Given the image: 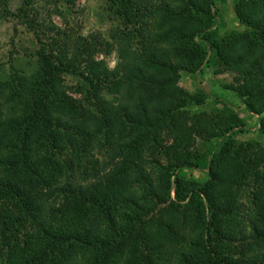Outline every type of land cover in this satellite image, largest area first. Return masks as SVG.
Listing matches in <instances>:
<instances>
[{"label":"trees","instance_id":"obj_1","mask_svg":"<svg viewBox=\"0 0 264 264\" xmlns=\"http://www.w3.org/2000/svg\"><path fill=\"white\" fill-rule=\"evenodd\" d=\"M10 1L0 0L4 18L13 16ZM22 1L17 17L34 29L33 6L44 0ZM108 7L119 21L109 42L50 24L34 69L0 81V264H264V147L228 138L208 160L197 137L210 142L244 122L229 109L194 118L188 109L206 95L179 85L211 53L264 136V0H236L244 30L224 37L214 29L215 0ZM112 52L114 69L97 58ZM67 76L81 83L69 87ZM150 142L156 156L146 167L138 153ZM105 147L101 166L95 154ZM119 158L100 181L69 182ZM184 169H207L208 181L194 188L179 177Z\"/></svg>","mask_w":264,"mask_h":264},{"label":"rangeland","instance_id":"obj_2","mask_svg":"<svg viewBox=\"0 0 264 264\" xmlns=\"http://www.w3.org/2000/svg\"><path fill=\"white\" fill-rule=\"evenodd\" d=\"M236 0H215L214 10L217 13L214 29L220 37H224L232 31H243L234 11ZM23 4L22 0H11L9 11L13 16L4 18L0 7V81L6 80L16 71L31 72L38 60L37 51L42 47L40 40L47 41L50 35L47 26L54 24L61 29L71 30L75 34L84 38L98 36L102 42H109V35L112 30L119 26V21L114 18L108 7V0H44L35 2L31 19L35 21L34 29H31L20 20L17 15ZM38 36V37H37ZM98 59L105 60L110 69L118 65V57L115 52L109 56L99 54ZM209 54L208 62L200 72L194 75L185 72L180 73L179 85L192 94L203 92L206 101L202 106H193L188 110L194 118L204 116L215 120L223 109L231 110L243 122L244 126L232 130L225 137H215L210 142H205L197 137V147L204 155L217 153L222 144L228 139L233 138L240 143L255 142L264 147V136L261 133L260 117L247 111L243 101L231 91L225 89L233 83L234 75L223 71L218 72V67ZM80 82L73 76L66 77V84L69 87H76ZM77 98H79L77 96ZM166 137V135H165ZM98 152V151H97ZM140 164L149 167L148 164L156 156L155 142H150L139 149ZM95 159L100 161L101 166L108 163L109 148L105 147L101 153L95 154ZM70 153H68V157ZM62 159V156L60 157ZM65 159V158H63ZM211 159V156L208 160ZM122 159L112 162L105 171L100 172L95 178L86 179L79 175H71L69 182H95L102 180L104 175L111 171ZM85 167L93 170V164L84 162ZM208 170L184 169L179 173V177L194 188H200L208 181ZM84 178V180H83ZM175 178L173 179V182ZM254 186L246 189L242 200L243 215L248 214L253 209ZM55 195L58 196L56 193ZM54 196L51 203L58 201ZM61 197V194H59ZM172 200H176L173 189ZM247 225V239L250 240L251 225ZM248 241V242H249Z\"/></svg>","mask_w":264,"mask_h":264}]
</instances>
